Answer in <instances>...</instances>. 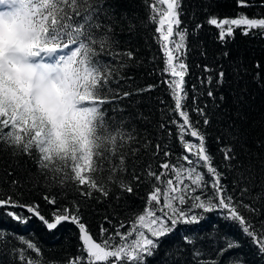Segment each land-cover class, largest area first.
Instances as JSON below:
<instances>
[{"label": "trees", "instance_id": "trees-1", "mask_svg": "<svg viewBox=\"0 0 264 264\" xmlns=\"http://www.w3.org/2000/svg\"><path fill=\"white\" fill-rule=\"evenodd\" d=\"M248 2L250 6L242 8L238 7V0H179V28L187 33L186 110L193 124L204 133L208 151L223 173L222 183L229 193L235 201L243 200L256 209L251 212L241 207L240 212L259 225L264 222V34L254 31L246 36L236 30L234 37L221 42L218 30L206 23L209 16L223 19L246 13L249 17H264V0ZM151 4L159 10L157 13L152 12ZM79 11L81 16H74L73 22L82 19L86 11H96L94 23L102 27L92 31L106 33L112 51L121 53L114 60L108 54L97 57L111 61L112 74L104 89L110 101L103 105L106 120L121 125L131 135L130 140L118 142L116 156L104 163L102 171L92 173L109 194L105 197L93 192L90 198L81 196L74 183L61 185L58 179L43 175L35 151L26 155L0 143V199L11 197L22 205H38L46 218L52 217L54 208L72 207L75 201L83 222L99 241L101 226L114 231L121 222L130 224L144 209L152 190L146 169L151 166L153 171H159V164L166 159L162 151L154 155L156 144L171 150L173 155L167 159L172 163H177L182 146L177 142L175 126L169 123L178 117L173 113L174 102L166 84L169 77L162 72V52L155 39L157 24L150 19L155 16L158 22L164 5L158 0H87ZM197 25L202 26L197 29ZM126 51L133 53L131 60L123 55ZM205 66L210 71H205ZM221 71L224 77L218 82ZM209 90L212 97L207 95ZM196 108L204 109L208 125L203 124L204 117ZM162 123L164 129L160 127ZM225 146L231 147L236 156L231 169L225 167ZM121 155L126 170L115 173V180L130 184L132 193L122 191L117 182L109 180L112 164L118 163ZM244 187L248 191L241 194ZM46 195L55 197L56 204L50 205L44 199ZM12 210L29 218L26 223L17 222L0 209V264H24L20 260L21 249L25 261L32 258L40 264H66L70 258L83 255L79 251L78 229L70 222L49 230L24 209ZM196 211L202 217L199 222L178 224L174 232L162 239L155 254L147 258V264H264V257L257 254L237 223L215 211ZM21 237L34 242L41 256L28 250ZM185 238L193 243H186ZM230 241L239 242V246L221 254L219 250ZM194 250L201 255L196 256Z\"/></svg>", "mask_w": 264, "mask_h": 264}, {"label": "snow or ice", "instance_id": "snow-or-ice-1", "mask_svg": "<svg viewBox=\"0 0 264 264\" xmlns=\"http://www.w3.org/2000/svg\"><path fill=\"white\" fill-rule=\"evenodd\" d=\"M86 3L87 0H0V143L26 155L35 151L43 175L58 179L61 185L74 183L81 196L90 198L93 192H100L107 197L108 191L92 173L102 171L104 163L116 156L118 142L130 140L131 135L121 125L106 120L103 105L110 101L104 89L112 74L111 61L97 57L108 54L114 60L121 53L112 51L106 33L92 31L102 27L94 23L98 10L86 11L82 19L73 22L74 16H81L80 6ZM158 3L166 5V10L159 12L158 22L155 16L150 19L157 24L155 39L162 52V72L169 77L166 84L174 102L173 113L178 117L169 123L176 128L182 152L177 163H172L167 159L173 155L171 150L156 144L154 155L162 151L166 159L159 164V171H153L151 166L146 169L152 190L144 209L130 224L121 222L114 231L101 226L98 241L83 222L75 201L72 207L54 208L52 217L46 218L38 205H22L11 197L0 199V209L17 222L26 223L29 218L12 210L22 208L49 230L63 222L73 224L78 229L79 251L83 255L70 258L66 264H147V258L155 254L162 239L174 232L178 224L199 222L202 217L196 210L215 211L237 223L257 254L264 257V222L256 225L242 215L241 207L251 212L256 209L243 200L235 201L229 193L222 183L223 173L208 151L204 133L193 124L186 110L187 33L179 28V0ZM149 6L153 13L159 11L155 4ZM249 6L248 0H238V7ZM206 23L218 30L221 42L234 37L236 30L246 36L254 31L264 34V17H249L246 13L223 19L209 16ZM201 26L197 25V29ZM123 55L133 58L131 51ZM205 71L210 69L205 66ZM223 77L224 73L219 72L218 82ZM207 95L212 97L213 92L209 90ZM195 111L208 125L204 109ZM160 127L166 126L162 123ZM168 131L171 134V129ZM222 152L225 167L233 168L234 150L225 146ZM124 165L121 155L119 162L112 164L109 180L117 182L122 191L132 193L130 184L115 180V173L126 170ZM134 179L139 181L140 177ZM246 191L247 187L242 188L241 194ZM44 199L50 205L56 204L55 197L46 195ZM20 241L41 256L34 242L23 237ZM185 242L193 243L188 238ZM238 246L239 242L230 241L219 251L223 254ZM194 254L201 255L195 250ZM20 260L24 264H40L32 258L25 261L23 249Z\"/></svg>", "mask_w": 264, "mask_h": 264}, {"label": "rangeland", "instance_id": "rangeland-1", "mask_svg": "<svg viewBox=\"0 0 264 264\" xmlns=\"http://www.w3.org/2000/svg\"><path fill=\"white\" fill-rule=\"evenodd\" d=\"M164 5V4H163ZM164 10H166V5H164Z\"/></svg>", "mask_w": 264, "mask_h": 264}]
</instances>
